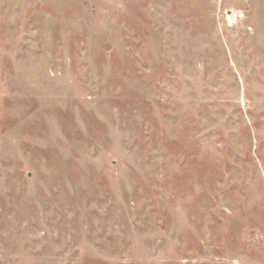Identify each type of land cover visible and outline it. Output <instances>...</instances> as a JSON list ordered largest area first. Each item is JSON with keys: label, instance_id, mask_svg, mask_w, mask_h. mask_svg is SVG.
Listing matches in <instances>:
<instances>
[{"label": "rangeland", "instance_id": "rangeland-1", "mask_svg": "<svg viewBox=\"0 0 264 264\" xmlns=\"http://www.w3.org/2000/svg\"><path fill=\"white\" fill-rule=\"evenodd\" d=\"M0 264H264V0H0Z\"/></svg>", "mask_w": 264, "mask_h": 264}]
</instances>
